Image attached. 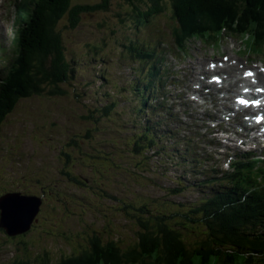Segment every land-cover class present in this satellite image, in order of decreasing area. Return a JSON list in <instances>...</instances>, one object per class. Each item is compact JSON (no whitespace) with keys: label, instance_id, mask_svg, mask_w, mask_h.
<instances>
[{"label":"rangeland","instance_id":"rangeland-1","mask_svg":"<svg viewBox=\"0 0 264 264\" xmlns=\"http://www.w3.org/2000/svg\"><path fill=\"white\" fill-rule=\"evenodd\" d=\"M110 1V7L107 10L95 11L92 15L85 14L81 18L80 26H78L76 29H68L65 31L67 44L70 48L76 50L77 53H74V56L79 59L80 63L78 67V73L75 75L76 80L81 82L88 89L87 92L85 91L83 97L80 95L83 102L80 99H75L74 95L69 96L71 99L63 98L61 96H46L47 100H39L37 97L23 98L22 100H19L18 104L11 111V115L7 121V124H15L17 121H19L21 126V136L24 139V143L22 149H20L18 152H22V156L18 157V161L20 163L18 168L13 166V163L15 162L14 159L12 162H10V157H12L14 153L10 154L9 156L7 153H0V157L8 158L7 164H0V173L2 175L9 173L10 176L9 184L0 185V190L17 188L20 190H29L30 192H44L45 196L50 201L56 200L58 203H67L75 207L79 205V200L76 198H70L72 196L70 193L77 188L81 192L86 191L88 195H91V190L96 196L99 195V193L104 194L103 187H96L97 183L100 185H104L103 183H111L113 185H117L118 187H121L122 184H126L129 195L137 193L136 189H138L139 186H132V180L130 177L132 175H130L128 167L125 170L111 168V164L108 162L103 168L104 173L108 176L103 177L102 167H97L92 170L89 166L80 163L82 161L91 163L92 155L98 153V155L104 157L107 156L108 152H112L113 148H115V151L120 150L123 152L122 156L119 158L118 164L125 166L133 151L132 147L130 146L133 141L131 137L135 136L134 131H137L138 129V127L134 125V121H136L138 124L140 118H138L135 114L131 113V115L128 111L123 115L116 117V112L112 110L108 120L101 119V122L97 123L98 121L96 120H84V113H82V109L87 103L88 105L86 106V110H93L94 107L100 106V103H106L109 100V93H114L112 84L108 83L105 79H102V77L99 76V71H101V67H105L108 74H115L119 72L120 67L117 60L120 51L124 48L122 42L119 43L120 36H136L138 38L140 36L147 37L149 34L154 35L159 29L168 31V26L164 19H158L153 22V24L143 27L140 34L134 35L136 30L142 25L139 24L133 30L135 25L131 22V19L128 18V5L124 2V0ZM165 10L167 11V8H165ZM16 12L20 15L18 8H16ZM23 16L24 15H21L19 18L23 19ZM121 17L124 18L121 20ZM254 29L255 28H246V33L253 32ZM241 31L244 32L243 30ZM240 40L241 39L239 37H230V39L226 40L223 47L229 49L231 47L234 49L239 47L248 48V43L244 40ZM85 41H91L97 46H100L99 42L104 41V50L103 47H101V52L106 53L105 61L107 63L100 64V59L97 60V57H93L92 55H90L89 58H86L84 53L86 52V49L83 45ZM141 41L144 43L147 42L144 38L141 39ZM113 62H116V65L113 64ZM185 62H188V60ZM126 71L127 69L125 72ZM65 85L69 89H72L71 85ZM97 85H99V89L96 88ZM40 101L46 102L47 105L39 106ZM132 116L135 117V120ZM44 117H51L49 121L50 123H54L53 120H55L57 127L54 126L55 128L53 129L49 127H40L43 125L44 121L47 120ZM91 123H97L95 125L98 129L93 132L92 136L88 137L87 141H83L86 145L93 146H84L82 148V155L80 157L77 151L74 154L73 161L69 163L71 166L69 167L68 171L80 174L82 179L87 176L90 181L93 178H97L98 182L90 183L89 181H85V185H72L70 184V180L64 176H61L60 180L48 178L49 171L45 165L49 167V164L52 165L56 163V157H58L57 155H61L57 150L51 149L58 143L54 142V139L52 138H57L60 133L65 134V132L67 133L64 135V137L67 138L71 136L76 130L82 132L84 128L90 126ZM6 131L7 128L5 127L1 133V137L4 139L5 135H8ZM63 144L66 146V151H68L69 146L65 142H63ZM89 154L91 155L89 156ZM63 157H59L60 161L62 162V164L58 165L59 168L65 167ZM161 158V155H152L149 159V162L140 167L141 173L153 172L154 175L150 176H153L156 179H162L161 174L159 173H163L167 177H172L170 171L165 172L162 169L165 163L162 165L160 161ZM38 170L40 172H45V174H40ZM82 173H84V175H82ZM136 178L137 177L135 176V179ZM49 179H51L53 182V188L43 190L46 184H49ZM144 181H148V178ZM165 185H172V182L167 180ZM33 204L34 203H31V207ZM30 212L31 211L28 210V214H30ZM48 217L50 216L44 213V218L41 221L35 222L34 228L31 232L36 234L32 241H35L36 237L40 233H60V231H57L48 225ZM3 223L7 224L8 221H3ZM65 240L68 242L70 237L65 235ZM15 243L19 244L20 242L18 240L16 241L15 239H12V244ZM124 243L125 242H123V244ZM119 247L122 249V246L119 245ZM41 250L42 249H39L38 251L40 252ZM47 251L49 252V250ZM30 257H32V255H30ZM52 257V264H58L54 256Z\"/></svg>","mask_w":264,"mask_h":264},{"label":"trees","instance_id":"trees-1","mask_svg":"<svg viewBox=\"0 0 264 264\" xmlns=\"http://www.w3.org/2000/svg\"><path fill=\"white\" fill-rule=\"evenodd\" d=\"M160 1L163 0H124L128 5V18L132 20L134 25L140 24L144 21L145 16L148 17L163 8ZM168 2L171 4L173 12L182 19L189 17L195 12H206L208 18L212 20L218 19L219 24L227 25L235 33H240L239 28L241 25L245 26V28L248 26L264 28V0H168ZM23 3V6L28 8L27 13H29L19 30L18 41L21 46L17 51L18 57L15 58L14 72H11L10 75L7 74L5 82L0 83V123L5 120L7 115L11 114L13 108L22 98L37 97L39 100H47L46 96L70 98V95H74L75 99L81 100L80 95L83 97L85 94V91L82 90L84 85L80 82L79 86L81 87L78 88V81L75 77L77 73L75 71L78 70L77 66L80 63L79 59L74 56V53H77L76 50L70 48L67 44L65 31L68 29L73 30L80 26L83 15H92L95 11L107 10L111 1L24 0ZM211 12H214L215 15ZM123 18L121 17V20ZM250 36L255 38H250V42L255 44L264 42V36L259 34ZM125 37L130 38V36ZM181 37L179 36V39ZM130 42L133 44V39L126 45L129 55L130 53H137L138 49L141 51L142 45L135 48L129 45ZM99 43L100 46L94 45L91 41L83 43L86 49V52H84L86 58H89L90 55L99 57L106 54L101 52V47L104 50V41ZM131 57L134 58V56ZM102 72L104 73L103 70ZM65 82H69L72 89H65L63 87ZM136 94L140 95L138 92ZM39 104V106L47 105L44 101H40ZM87 105L86 103L82 109L83 118L86 121L96 120L99 123L111 111L110 105L106 107L96 106L93 110L87 111ZM96 114L99 115L96 116ZM44 118L47 120L40 127H57L55 120H53L54 123L49 122L51 117ZM95 124L91 123L82 132L76 130V133H73L70 136V141L67 142L69 152L63 151L61 155L69 158L71 153L81 149L82 143H85L83 140L86 141L98 129ZM60 145L66 148L65 145ZM118 152L121 151L118 150ZM61 155L56 157L57 165L62 164L59 158L63 157ZM102 159L110 162L111 166H116L111 156L108 158L103 157ZM63 162L65 165L67 164L65 157H63ZM110 190L115 193L113 188ZM106 232L115 234L117 229L114 227ZM124 232L128 235V238L134 237L135 232L138 237L150 238V236H153L150 230L149 232L146 230L140 231L139 228L137 231L133 226L127 230L124 229ZM98 237H100L99 233L94 234L91 241H96ZM91 241L89 239L90 243ZM92 250L93 248L90 249V251ZM120 260L127 259L120 258ZM171 260L172 257L168 259V262ZM178 260L180 261L179 257Z\"/></svg>","mask_w":264,"mask_h":264},{"label":"bare ground","instance_id":"bare-ground-1","mask_svg":"<svg viewBox=\"0 0 264 264\" xmlns=\"http://www.w3.org/2000/svg\"><path fill=\"white\" fill-rule=\"evenodd\" d=\"M184 99H187V98H184ZM242 125H243V127L245 128L246 126L244 125V123L242 122ZM183 169V168H182ZM199 180H200V182H202V183H205V182H208V181H211L210 180V178H198ZM212 189H213V187H211V188H207L205 191H206V194H208L209 195V198H214V196H212L211 195V193H212ZM241 198L244 196V192H242L241 193ZM211 200V199H210ZM104 246V245H103ZM115 246H118V244H115ZM91 248H93L91 245L90 246H88V247H85V250L87 251V252H90V249ZM69 262V261H68ZM80 264H83V263H80ZM151 264V263H150ZM153 264V263H152Z\"/></svg>","mask_w":264,"mask_h":264},{"label":"snow or ice","instance_id":"snow-or-ice-1","mask_svg":"<svg viewBox=\"0 0 264 264\" xmlns=\"http://www.w3.org/2000/svg\"><path fill=\"white\" fill-rule=\"evenodd\" d=\"M240 103H246L245 101H243V100H241V101H239ZM254 103H259L258 101H256V102H254Z\"/></svg>","mask_w":264,"mask_h":264}]
</instances>
